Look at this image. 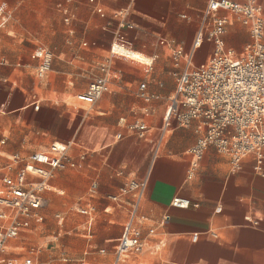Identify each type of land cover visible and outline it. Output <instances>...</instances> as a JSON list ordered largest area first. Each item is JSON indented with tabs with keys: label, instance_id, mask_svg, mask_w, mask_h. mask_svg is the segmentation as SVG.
<instances>
[{
	"label": "crops",
	"instance_id": "obj_1",
	"mask_svg": "<svg viewBox=\"0 0 264 264\" xmlns=\"http://www.w3.org/2000/svg\"><path fill=\"white\" fill-rule=\"evenodd\" d=\"M208 1L0 0V15L9 17L0 28V167L16 154L27 157L54 143H70L68 154L78 164L56 172L47 189L54 192L46 190L42 198L44 221L28 220L0 264H114L135 201L121 189L147 177L134 222L144 249L123 264H264V169L257 171L253 157L235 168L213 146L196 160L191 150L204 134L199 122L163 129L177 76L188 64L207 65L215 52L208 38L195 46ZM256 1L264 13V0ZM218 14L227 20L226 48L242 55L252 43L249 28L232 12ZM120 36L136 53L131 61L145 65L140 82L130 75V59L110 54ZM26 41L34 46H24ZM178 49L183 56L176 64ZM40 50L53 54L43 79L32 58ZM53 64L56 75L50 78ZM90 67L99 73L88 87L71 88L74 72L84 75ZM105 67L113 77L109 91L93 105L80 101ZM29 70L35 79L24 85ZM142 84L146 98L139 95ZM55 105L57 119L47 123L42 117ZM65 105L73 108L67 116ZM136 122L147 126L144 138L129 131ZM176 197L190 200L189 208L173 207Z\"/></svg>",
	"mask_w": 264,
	"mask_h": 264
},
{
	"label": "built area",
	"instance_id": "obj_2",
	"mask_svg": "<svg viewBox=\"0 0 264 264\" xmlns=\"http://www.w3.org/2000/svg\"><path fill=\"white\" fill-rule=\"evenodd\" d=\"M220 11L240 16L249 28L252 43L242 55L226 48L223 36L227 20L220 17ZM8 19V16L0 15V28L6 25ZM65 21L70 22V18L67 17ZM205 38L215 42V52L207 65L190 68L188 64L186 70L177 76L176 95L168 106L163 129L166 131L172 128L173 122L179 127H189L193 122H199L204 134L191 150L196 160L202 159L207 149L213 146L228 155L235 168H239L246 158L253 157L257 171L263 173V7L256 0H247L245 3L209 0L195 46L199 47ZM161 44H164V41H161ZM110 54L113 58L130 60H135L136 55L125 45L123 36L111 45ZM182 56V49L175 51L176 64H179V58ZM32 58L39 61L38 77L45 78L51 70L53 54L40 50L35 52ZM144 64L152 69L153 60L147 59ZM102 72L103 75L79 96L80 101L93 105L109 91L113 80L111 71L105 67ZM145 89L146 84H142L140 97L146 98ZM128 129L139 138H144L148 130L145 124L139 122L130 125ZM1 144L4 145L5 140H2ZM70 146V143H54L47 151L27 157L16 154L6 165L0 167V207L12 211V214H8L0 210V257L5 254L8 242L19 237L28 220L38 223L44 221L39 211L44 205L42 198L48 189L49 181L56 172L78 165L68 154ZM30 177L35 181H29ZM148 184L147 177L140 181L131 180L121 189V195H131L135 201L130 208V220L116 243L114 264H123L130 256L139 255L144 249L142 233L134 222ZM93 189L96 190L97 187L94 186ZM171 204L175 208L187 209L191 201L176 197ZM81 213L89 214L85 210ZM24 264L32 262L27 260Z\"/></svg>",
	"mask_w": 264,
	"mask_h": 264
},
{
	"label": "rangeland",
	"instance_id": "obj_3",
	"mask_svg": "<svg viewBox=\"0 0 264 264\" xmlns=\"http://www.w3.org/2000/svg\"><path fill=\"white\" fill-rule=\"evenodd\" d=\"M24 46L26 47H33L34 46V43L32 42H29V41H26L24 44ZM24 52H26V54H28V57H30L31 55V52L30 50H24ZM24 58H26V56L24 55L23 56ZM147 61V60H146ZM133 67L135 68L134 69V73L133 74H130L131 76H138L139 77V82L142 80V78H144V66L145 65H141L135 61H131L130 62ZM55 70V67H54V64H53V71L51 72L50 74V78L53 76L56 75V73L54 72ZM64 70H62L63 72ZM35 71H32V70H29L28 73H25L23 75V79H24V85H26V83L28 82L29 84H32L33 82V79H35V76L31 75V74H34ZM75 74H73V76L71 77L72 80L75 81V84H74V87L70 86L71 88L75 89V91H78V90H85L88 85L94 80L95 76L99 73V70L96 68V67H90L86 72L85 74L83 75L82 73H78L77 72H74ZM49 78V79H50ZM50 85V84H49ZM49 87V86H48ZM130 87V86H128ZM112 90H114V86L112 87ZM1 88H0V96H1ZM44 105V104H43ZM52 108H57V105L53 106V107H48L49 111L43 115V119H45V121H47V123H50L51 120H56L57 118L54 116V114L56 112H53L52 111ZM65 109V112H64V115L67 116V110L68 109H73L72 107H68L65 105V107L63 108ZM85 111L80 109L79 110V114H83ZM54 113V114H53ZM54 131V130H52ZM55 133V132H54ZM46 192H54V191H50L47 190ZM43 253V252H42ZM44 255V253L42 254V256ZM13 256V254H11V257ZM41 256V258H42ZM64 263V262H63ZM41 264V262H40Z\"/></svg>",
	"mask_w": 264,
	"mask_h": 264
}]
</instances>
